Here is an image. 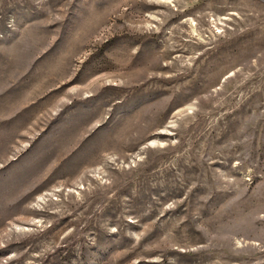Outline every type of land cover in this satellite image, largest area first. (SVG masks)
Here are the masks:
<instances>
[{"label": "rangeland", "instance_id": "1", "mask_svg": "<svg viewBox=\"0 0 264 264\" xmlns=\"http://www.w3.org/2000/svg\"><path fill=\"white\" fill-rule=\"evenodd\" d=\"M0 264H264V0H0Z\"/></svg>", "mask_w": 264, "mask_h": 264}]
</instances>
